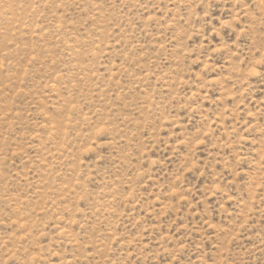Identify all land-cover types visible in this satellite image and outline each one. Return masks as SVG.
<instances>
[{
	"label": "rangeland",
	"instance_id": "374dc122",
	"mask_svg": "<svg viewBox=\"0 0 264 264\" xmlns=\"http://www.w3.org/2000/svg\"><path fill=\"white\" fill-rule=\"evenodd\" d=\"M0 264H264V0H0Z\"/></svg>",
	"mask_w": 264,
	"mask_h": 264
}]
</instances>
